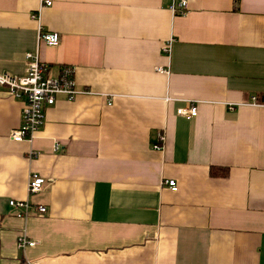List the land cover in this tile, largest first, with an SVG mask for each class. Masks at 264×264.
Here are the masks:
<instances>
[{
	"label": "crops",
	"instance_id": "0c3cea01",
	"mask_svg": "<svg viewBox=\"0 0 264 264\" xmlns=\"http://www.w3.org/2000/svg\"><path fill=\"white\" fill-rule=\"evenodd\" d=\"M172 1L0 0V72L23 75L37 52L54 75L75 65L83 90L14 141L23 103L0 87V264H264V107L248 105L264 94V0H189L180 15ZM13 199L47 211L19 217ZM23 232L36 244L19 248Z\"/></svg>",
	"mask_w": 264,
	"mask_h": 264
},
{
	"label": "built area",
	"instance_id": "2783aa9c",
	"mask_svg": "<svg viewBox=\"0 0 264 264\" xmlns=\"http://www.w3.org/2000/svg\"><path fill=\"white\" fill-rule=\"evenodd\" d=\"M41 6H51L53 0H40ZM170 10L174 15L187 13L189 10V0H173ZM38 13H33L32 17L37 18ZM39 41H44L50 46H56L60 42V35L54 31H44L40 28ZM173 38L169 39L162 47L163 53L170 55L172 51ZM26 67L23 75H14L9 72H0V87H5L11 97L19 99L23 103L21 123L12 129L10 137L14 141H33L38 131L41 129L46 119V109L54 105L60 94L67 95L68 99L74 100L76 96L83 92L76 86L75 65L63 64L58 73L54 75L51 66L47 62L40 60L39 54L26 53ZM159 71H167L162 67ZM248 105L264 107V101H259L254 95ZM177 114L190 119L197 116L198 105L196 101H186V105L177 109ZM161 143L154 144L155 149H162L163 142L166 140L165 132L159 134ZM60 143L54 145L55 150L60 149ZM33 155L35 152L32 153ZM173 191L178 189L175 179L165 181ZM45 178L37 173H30L28 179V193H38L43 190ZM10 205L17 208L18 216L28 218L35 209L37 213L44 214L47 207L43 204L34 205L29 200H10ZM19 248L25 249L33 246L35 241L29 239L28 235L20 233L17 239ZM27 264H34L28 262Z\"/></svg>",
	"mask_w": 264,
	"mask_h": 264
},
{
	"label": "trees",
	"instance_id": "16d2710c",
	"mask_svg": "<svg viewBox=\"0 0 264 264\" xmlns=\"http://www.w3.org/2000/svg\"><path fill=\"white\" fill-rule=\"evenodd\" d=\"M259 101H264V94H256ZM229 167L211 166L210 173L212 176H227L229 173Z\"/></svg>",
	"mask_w": 264,
	"mask_h": 264
}]
</instances>
